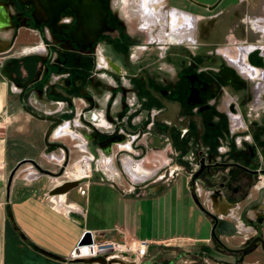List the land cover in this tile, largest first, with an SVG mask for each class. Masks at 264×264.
<instances>
[{
	"label": "flooded vegetation",
	"instance_id": "1",
	"mask_svg": "<svg viewBox=\"0 0 264 264\" xmlns=\"http://www.w3.org/2000/svg\"><path fill=\"white\" fill-rule=\"evenodd\" d=\"M159 1L146 9L143 0H0V54L10 59L5 65L17 64L19 73L13 72L11 80L27 110L49 119L48 128L64 117L78 118L91 148L110 153L127 142L155 161L163 157L158 149L170 151L167 163L185 167L192 161L190 181L208 179L215 195L228 193L233 208L224 220L227 228L237 226L236 206L259 198L260 213L252 220L256 231L243 245H262L264 186H256L264 180L260 49L242 63L240 57L224 55L247 45L240 30L232 33L238 48H232L225 30L213 31V17L222 19L229 11L208 16L209 25L201 30L200 10L215 13L222 0H163L153 8ZM171 6L182 11L165 18ZM190 9L196 18L192 47L172 34ZM148 11L156 18L149 20ZM22 37L30 45L18 48L15 41ZM163 40L174 41L153 48ZM248 65L259 67L258 75L245 73ZM152 135L161 138L160 148L148 145ZM201 159L209 169L195 176Z\"/></svg>",
	"mask_w": 264,
	"mask_h": 264
},
{
	"label": "crops",
	"instance_id": "2",
	"mask_svg": "<svg viewBox=\"0 0 264 264\" xmlns=\"http://www.w3.org/2000/svg\"><path fill=\"white\" fill-rule=\"evenodd\" d=\"M221 10L229 11L225 16L228 20L225 31L232 48H238L232 33L239 31L236 27L240 23V32L247 42L233 57H240L242 63L259 48L260 68L264 70V0H235L219 6L214 14ZM184 12L189 15V11ZM15 42L19 48L30 45L31 41L22 37ZM233 50L224 55L232 56ZM9 60L3 59L0 65V264H139L141 258L135 254L139 239L148 240L150 252L140 264L154 259L162 264H211V261L224 264L232 263L235 256L243 261L247 258V264L263 261L264 245H241L239 226H235L232 235L222 226L220 231L214 230L218 240L214 238L212 216L229 220L227 216L232 213L233 204L225 191L214 194L210 180H199L210 191L209 207L202 205L205 212L192 198L190 172L187 174L180 166L181 170L173 177H161L157 168L143 165L144 156L140 159L129 156V153L138 156L139 152L127 142L123 143L127 155L121 158L115 150L108 153L91 148L79 130L84 124L78 118L71 121L64 117L45 140L49 119L27 110L11 80L13 72L19 73L17 64L14 61L5 65ZM247 68L243 71L249 75L253 72L258 75L261 70L253 65ZM30 104L27 106L34 110ZM47 108L44 106L45 112H49ZM16 112H21L30 122L24 125L23 133L19 125L11 123ZM68 138L78 142L71 144ZM77 152L84 154L78 158ZM93 155L98 159L109 156L111 168L103 165L105 158L101 162L96 159L99 169L93 167ZM89 160L91 169L87 177H69L71 169L76 172L83 163L89 165ZM21 162L25 163L27 174L11 178L12 170ZM109 171L118 174V178L109 176ZM66 181H78V185L62 194H50L51 189ZM255 197L256 194L252 198ZM250 200L241 203L246 223L249 217L243 211ZM217 208L223 213L217 214ZM249 213L255 218L260 211ZM85 232L93 233L98 241L122 244L125 253L71 258L72 250Z\"/></svg>",
	"mask_w": 264,
	"mask_h": 264
},
{
	"label": "rangeland",
	"instance_id": "3",
	"mask_svg": "<svg viewBox=\"0 0 264 264\" xmlns=\"http://www.w3.org/2000/svg\"><path fill=\"white\" fill-rule=\"evenodd\" d=\"M163 0H160L159 2H157V3H155L154 4V7L153 8H155L156 6H157V4H161V2H162ZM197 1H200V2H205V3H211V2H213L214 0H197ZM233 1H235V0H222L221 1V3H220V7H224V6H227V4H228V2H233ZM243 3H245L246 4V2H243ZM186 9H189V8H186ZM167 11H168V13H167V15H164V17L166 18H168L169 17V19H170V15H171V12L172 11H177V12H181L182 11V9H180V8H178V7H174V6H171L170 8H168L167 9ZM184 11H186V10H184ZM190 15H192L193 16V14H194V12L193 11H195V10H193V9H190ZM195 14H196V12H195ZM202 18L200 19V25H201V30L202 31H205V29H206V26L207 25H209V23H208V20L209 19H211V18H209L208 16H210V15H214V12H209V11H207V10H204V9H201L200 10V12L198 13ZM190 15H188L187 13H185L184 12V15H183V23L184 22H186V21H192L193 20V17L192 16H190ZM248 16V15H247ZM249 17V16H248ZM247 17V18H248ZM226 19V17L224 16L222 19H220V18H218V17H216V18H214L213 17V21H215L214 22V29H213V31H220V30H226V28H227V26H228V20H225ZM186 20V21H185ZM219 21V22H218ZM215 29H217V30H215ZM238 30H241V27L238 29ZM216 33V32H215ZM216 35H217V33H216ZM174 36V35H173ZM217 36H215V38H216ZM167 41H169V44H170V42H172V41H174V40H163V42H165L164 44L163 43H161V45L158 43V44H156V43H154L153 45V48L154 49H156L155 48V45L156 46H166L167 45ZM190 42H188L187 43V41L185 42V44H187V45H192V43H190ZM193 46V45H192ZM191 46V47H192ZM223 49H225V48H223ZM157 51V50H156ZM154 52V51H153ZM154 54H155V52H154ZM4 55L3 54H0V65L3 63V59H4V57H3ZM229 56H231V55H229ZM31 105V104H30ZM35 105V104H34ZM32 106V105H31ZM35 106H37V105H35ZM13 107L15 108L14 110L15 111H17L18 109H17V103L15 102V99H13ZM12 118V117H11ZM12 122L11 123H16V125H19V127H20V133H23V131H24V125L25 124H27L28 125V123H30L28 120H26L25 119V116H23V114L21 113V112H16V114L14 115V117H13V119L11 120ZM104 126V125H103ZM23 135V134H22ZM40 135V134H39ZM53 139V138H52ZM69 139V142H71V144L72 143H76V142H78L77 140H70V138H68ZM123 143H121V144H119L118 146H115L114 147V150L115 151H125V147H123V145H122ZM190 145V144H189ZM192 145V144H191ZM80 146V145H79ZM23 148V147H22ZM77 149V148H76ZM155 150V149H154ZM178 150V148H176V151ZM138 152H139V155L138 156H133V159L135 158V159H140L141 157L140 156H142L143 154L142 153H140L141 151H139V150H137ZM157 151H159L160 152V154L162 155L163 154V157H162V159H158V160H156V161H154V160H152V154H150V153H147V154H145V156L143 157V165L146 167V168H157V170H159L160 172H163V170H165L164 168H166V167H173V166H176V165H174L173 163H171V162H168L167 163V161L165 160L168 156H167V154H169L170 153V151H168V150H164L163 151V149H158ZM79 155H78V158H81V156L84 154V153H80V152H77ZM119 153V152H118ZM86 155V154H85ZM123 155H127V152H123V154L121 155V154H119V155H117V157H119V158H121ZM88 156H90L89 154H88ZM94 156V162L92 163V166L93 167H96L97 169H99L98 167H97V163H95V161H96V159H98V157L96 156V155H93ZM77 158V157H76ZM102 158H103V156H101V158L100 159H98V161H102ZM106 160H108V161H110V158L109 157H104ZM42 159H46L45 157L43 158L42 157ZM67 160H69V159H67ZM51 161H55L54 159H52ZM74 161V160H73ZM73 161H71V162H73ZM25 163H19V164H17L16 165V167H14V169L12 170V173H11V178L14 176V175H16V174H18L19 175V177H24L25 176V174H27V170H25L24 168H26V166L24 165ZM72 164V163H71ZM85 164V166H87V164L86 163H84ZM164 164V165H163ZM154 165H155V167H154ZM25 166V167H24ZM80 167V166H79ZM78 167V171H79V173L80 174H83V167H80L79 168ZM178 167V166H177ZM179 168V170H181V167L179 166L178 167ZM184 169V171L188 174L189 173V171L191 170H193V169H195V165H194V163H192V161L189 163V162H187L186 163V165H185V167L184 166H182V170ZM72 171H71V174L69 175V177L70 178H73L77 173V171L75 172L73 169H71ZM88 171V170H87ZM87 171H85V172H87ZM108 174H109V176H113L114 177V179H116V178H118L117 176H118V174H116L115 172L114 173H112V172H107ZM188 177H189V179H190V175L188 174ZM63 179H67V177H63ZM121 179H122V177H121ZM123 180V179H122ZM189 186L191 187V188H193L194 187V189H195V193L197 194V196H198V198H199V200H200V202L202 203V205H204L205 207H209L208 205H209V201L207 200V196H209L210 195V191H208V189H207V187L205 188L204 186V184H202V183H200L199 181H197V183H194V186H192V184L190 185L189 184ZM257 187H260V186H264V180H262V181H260V182H258L257 183V185H256ZM196 190H198V191H196ZM256 192H257V188H254L253 190H252V197H254V195L256 194ZM240 209H241V207H239L238 208V206H236V208H235V210H234V214H235V216H236V218H234V221H235V223H236V225L237 226H239V228L240 229H242V233H240V236H239V239L241 240V245H243L244 244V241H245V239L246 238H251L253 235H254V233H255V231H256V226H255V222L254 221H252L253 220V214L252 213H249L251 210H259V208H258V206L257 207H254V208H252V209H248V211L245 213V215H247L250 219L247 221L248 223H246V222H244L242 219H241V217H240V213H241V211H240ZM228 218H231V214L229 215V216H227ZM99 242H102V241H99ZM106 245H108V244H106ZM120 246H122V244L120 245ZM119 253L120 252V254L122 253H125V251L123 250V247L120 249V250H118V251H116V253ZM149 251H147V253H146V255H144L142 258H141V260H140V262H139V264L140 263H143L145 260H146V257L147 256H149ZM112 254H114V253H112ZM99 255H104V254H99ZM98 256V255H97ZM121 256V255H120ZM245 261V262H244ZM242 260L239 256H235L234 257V259H233V262L232 263H226V262H224V264H247V258H245V260ZM166 263L168 262V261H165ZM145 264H162L160 261H158L157 259H154L153 261H150V262H148V263H145ZM211 264H214V262H212L211 261ZM219 264H221V263H219ZM260 264H264V259H263V261H261L260 262Z\"/></svg>",
	"mask_w": 264,
	"mask_h": 264
},
{
	"label": "built area",
	"instance_id": "4",
	"mask_svg": "<svg viewBox=\"0 0 264 264\" xmlns=\"http://www.w3.org/2000/svg\"><path fill=\"white\" fill-rule=\"evenodd\" d=\"M85 157L86 156L84 155L82 157V159ZM90 163H91V161L89 160L88 161L89 168L85 167V164L83 163V170H82L83 174H80L77 171L76 172L77 174L73 177V179H80L82 177H87L88 173L85 171H87V170L90 171V169H91ZM164 169L165 170H163V172H161V174L159 176H161V177H165V176L173 177L179 171V168L177 166H173V167L168 166L167 168H164ZM196 191H198V190H196ZM89 238H90V241L84 242V243H80V239H79V241L77 242V244L75 245L74 249L71 252V255H70L71 258L93 257V256H97L99 254L115 253L116 251L120 250L122 247V246H120V244L115 243V242H110V241L99 242L96 239L95 235L91 232H89ZM106 244H108V245H106ZM148 245H149V242L146 239H139L137 241L136 248H135V254L138 258H142L144 255H146V253L148 251ZM83 248H85V253H82Z\"/></svg>",
	"mask_w": 264,
	"mask_h": 264
},
{
	"label": "water",
	"instance_id": "5",
	"mask_svg": "<svg viewBox=\"0 0 264 264\" xmlns=\"http://www.w3.org/2000/svg\"><path fill=\"white\" fill-rule=\"evenodd\" d=\"M170 120L173 121V120H175V119H173V117H171ZM51 131H52V127H50V128L47 129L46 134H45V140L48 139V137H49ZM151 138H152V140H153L154 142H150V143H148V145L151 146V147H157V148H160V147H161V143H160L161 138L158 137L157 135H152ZM120 144H121V143H120ZM118 152L122 155L123 152H127V151H123V152H122V151H118ZM119 153H118V154H119ZM22 163H24V162H22ZM198 163H199V165H200V169H199V171L195 174V176H197V175H198V174H199L204 168L206 169V173H207V171H208V169H209V165H206L203 159H201ZM193 183H194V181H193V178H192L191 181H190V185L193 184ZM77 185H78V181H66V182H63L62 184H60V185L54 187L53 189H51L50 194H51V195L62 194V193H65L67 190H69V189H71V188H73V187H75V186H77ZM193 185H194V184H193ZM190 190H191L192 198H193L195 204L199 207V209H200L201 211H205V212H206V210H205L204 207L202 206V204H201V202H200V200H199L197 194L195 193V189H194V187H193V188H190ZM259 197H261V192H260V194H259ZM259 200H260V199L258 198L256 201H254V202H252L250 205H248V206L244 209L243 214H245V212H246L248 209H252V208H254V207L256 206V204L259 202ZM212 219H213V223H214L213 236H214V238H215L216 240H218V236H217V233H215V231H216V230L220 231V228H221L222 226H225V222L216 219L215 216H212ZM231 225H232V224H231ZM225 227H226V226H225ZM214 230H215V231H214ZM226 232H227L228 235H232V234H234V232H235V228L233 227V225L231 226V228H230V227H229V228L226 227ZM219 233H220V232H219ZM89 241H90V238H89V232H85L84 235L82 236V238L80 239V243L89 242ZM263 245H264V244H263ZM245 250H246V249H245Z\"/></svg>",
	"mask_w": 264,
	"mask_h": 264
},
{
	"label": "bare ground",
	"instance_id": "6",
	"mask_svg": "<svg viewBox=\"0 0 264 264\" xmlns=\"http://www.w3.org/2000/svg\"><path fill=\"white\" fill-rule=\"evenodd\" d=\"M157 0H143L142 4L145 6L146 9L150 8V4L151 2H156ZM139 11V10H138ZM141 15V13H140ZM147 17L149 18V20L151 19H155V14L154 13H150L148 11V13H146ZM174 20H175V17H172V24L174 23ZM186 21V20H185ZM154 25V24H153ZM174 29H172V34L174 36H178L179 40H182V41H187V42H192L193 41V38H194V32H195V18H193L192 21H186L184 22L183 24H181L180 28L179 29H176L175 25L173 26ZM42 46V45H41ZM240 49V48H239ZM237 50L234 49L231 53L232 55L237 53L236 52ZM250 56V55H249ZM123 145V144H122ZM104 157H109L107 155H102ZM110 158V157H109ZM88 162V161H87ZM99 162V161H98ZM103 165L105 167H108V168H111V165L109 163L108 160H105L102 162ZM87 168H89V165L85 166ZM88 172V171H87ZM53 196V195H52ZM218 207V206H217ZM223 213L222 209H218L217 208V214H221ZM122 248V247H121ZM82 253H85V248L82 249Z\"/></svg>",
	"mask_w": 264,
	"mask_h": 264
}]
</instances>
